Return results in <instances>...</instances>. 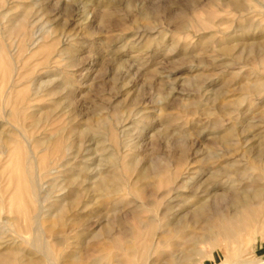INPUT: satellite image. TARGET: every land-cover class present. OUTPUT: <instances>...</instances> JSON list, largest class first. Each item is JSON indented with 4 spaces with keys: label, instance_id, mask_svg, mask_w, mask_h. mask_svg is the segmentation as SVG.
I'll use <instances>...</instances> for the list:
<instances>
[{
    "label": "rangeland",
    "instance_id": "obj_1",
    "mask_svg": "<svg viewBox=\"0 0 264 264\" xmlns=\"http://www.w3.org/2000/svg\"><path fill=\"white\" fill-rule=\"evenodd\" d=\"M237 1L239 6L236 7L229 0H0V133L6 145L15 148L19 143L22 152H28V144L20 134L23 132L31 139V150L39 159L47 153L56 164L60 155L56 142L46 141L58 134L59 144H70V153L78 152V158L73 161L75 167L81 164L82 156L88 154L94 163L112 148L108 146L112 142L107 141L105 150L95 149L94 141H90L94 133L82 135L89 125L96 128L100 117L111 120L122 112V119L130 120L124 122L130 124L128 137L132 139L131 148L124 152L122 160L126 191L114 198L98 197L94 204H88L91 198L85 190L86 174L82 175L79 170L74 175L68 173L65 184L71 194L64 206L66 210L50 220H42L45 229L54 226L53 238L55 235L63 238L68 232L69 236L73 235L64 237L68 244L64 242L61 247L50 237L57 252L65 248L67 255L80 250L90 261L92 255H98L90 254L93 247L100 244L108 247L107 252L120 256L119 264H135L121 251L115 249L116 252L109 239L88 237L94 229L108 226L112 227L113 235H117L120 226L113 222L115 214L129 227L143 231L132 214L136 195L150 203L149 208L144 206L138 212L140 218L148 221L158 208L159 212L165 209L169 196L163 192L174 186L175 181L187 186L181 189L186 200L174 202L178 203L175 214L190 209L201 198L210 205L214 202L223 205L219 198L224 193L230 195L238 189L244 195L253 193L258 183L254 178L264 176V162L254 159L258 135H264V104L260 96L254 97L247 87L264 82V0ZM220 46H229L231 51L224 54ZM235 55L237 58H232ZM212 92H217L220 98ZM134 112L133 118L131 113ZM226 127H234L230 141L235 146L229 145V152L222 143L215 142L217 132L226 135ZM108 134V138L119 136L116 130ZM209 152L220 154V158L209 157ZM132 160L136 162L131 168L124 166ZM152 161L162 165V177H173L169 186L155 188L153 184L159 180L156 174L139 177L140 171ZM1 170L0 165V174ZM111 172L121 175L115 169ZM2 180L5 185L0 182V197L5 200L6 215L14 216L15 204L10 200L13 187L7 192L9 190L4 188L8 179ZM259 183L263 184L264 180ZM59 192L56 195L63 193ZM132 193H135L134 198ZM95 206L101 209L96 217ZM9 208L14 213H10ZM28 212L29 218L33 214L30 209ZM99 216L111 220L100 223ZM22 224L20 221L19 225ZM158 225L151 224L156 230ZM13 229H6L1 240L15 243L1 246L0 253H9L7 256H11L13 248L24 251L30 248ZM20 232L28 237L27 241L32 239L31 228L21 226ZM76 236L79 237L76 239ZM81 239L87 241L84 247ZM126 239L133 240L134 235ZM226 245L217 249V257L229 263L234 252ZM248 245L244 253H249L250 257L264 255V231ZM206 248L210 250L211 246L206 245ZM104 261L108 262L103 260L101 264ZM109 262L118 264L113 259ZM200 264L213 262L204 260Z\"/></svg>",
    "mask_w": 264,
    "mask_h": 264
},
{
    "label": "bare ground",
    "instance_id": "obj_2",
    "mask_svg": "<svg viewBox=\"0 0 264 264\" xmlns=\"http://www.w3.org/2000/svg\"><path fill=\"white\" fill-rule=\"evenodd\" d=\"M229 1L231 2V5L236 6V7L239 6V2L237 0H229ZM242 17H244V16H242ZM263 45H264V42H263ZM220 47L223 50L224 54H228V52L231 51V47H229V46H225V47L220 46ZM253 47H254V45H253ZM232 58L236 59L237 56L235 55ZM259 67H261V66H259ZM258 69H256V70L258 71ZM258 77L259 76H257V79H258ZM261 78H262V76H261ZM255 79H254V81H255ZM41 81H43V80H41ZM246 83H248V82H246ZM11 84H12V82H11ZM15 85H17V84H15ZM48 85L49 84H47V86ZM49 89H51V87ZM247 89L249 90L250 93H252L254 95V97L260 96L261 102L264 104V82H259V83H256L255 85L252 84V86L247 87ZM8 90H9V88H8ZM6 92H8V91H5V93ZM212 95H217L220 98V95H218L217 92H214ZM2 103H4V102L2 101ZM254 106H256V105H254ZM261 106H262V104H261ZM21 111H22V109H21ZM122 113L120 115H122ZM261 113H263V112H261ZM131 114L133 115V114H135V112L131 113ZM120 115L118 113V115H116L115 118L112 116L114 119H111V120L109 117H105V116L100 117L99 125L96 126V128L89 125L85 129V131L82 132V135L85 134V132H93L94 133V134H92V135H94V138H92L90 141H94V143H93V145L95 144L94 148L97 149L98 151L101 149H103V150L106 149V142L107 141L112 142L111 145H108V146H111L112 148L109 151H107V154L105 156H102L100 154L101 158L99 160H97V158H96V160L98 162L96 161L93 163L92 162L93 159H91L89 156H87L88 154L82 156L81 164L79 161L80 165H77L75 167L73 165V161L75 158H78V156H79L78 152L77 153L73 152V154L70 153V149H71L70 144H64V143L59 144L60 136L58 134L50 137L49 139H47V141L45 139V141L48 143H50L51 141L56 142V146H57L56 148L58 149V151L60 153V155L57 158V160H59V162H56V164H54V162L47 157V153H45L44 156L41 157V159L38 158L39 156L37 157V155L31 150V148H32L31 139H28L24 135L23 132H21L20 134H22V136L24 137V140L28 144L27 147L29 148L28 152H26V153L22 152L21 145H17L19 143L16 144L17 146L15 145V148H10L8 145H6L5 142L3 141V138H2L3 133L2 132H1L2 134L0 133V165L2 167V170H1L2 172L0 174V182L3 183L2 179L4 177H7L8 184L6 183L7 185L4 189L9 190L10 187H13L12 193H10L11 194L10 200L15 204V206H14L15 211L14 212L16 213L14 216L6 215L7 210L4 207L5 200L2 197H0V248L3 245H5V246L8 245V247H9V246H12L13 244H15L12 241L11 242L1 241L3 239L4 232H6V229L11 230L13 228H14L13 230L18 234V236L22 237L21 239H23L25 242H28L29 243L28 245L30 246V248L28 250L25 249V251L21 248H17V249L13 248L11 251V253L13 255L10 253L11 256L10 255L7 256L9 253H7L6 251H4V252H6L7 255L0 253V264H82L85 262H87L86 264H99V262L101 264V261H103V260H108V262L104 261V264H111L109 262V259H113V261L117 262L118 264L121 262V258H120V256H118V254L114 255L111 252H107L106 250H108V247L105 245H100V244H96L93 247L92 253H90V254L91 255L92 254H98V255L95 257H93V255H92L93 258L91 257L92 260H90V261H89V259H85L82 256V253L80 250H79V252H75V251L72 253L69 252L70 254H67V255L64 254L65 248L63 250H60L59 252H57L54 248L53 241L50 240V237L53 238L52 236L54 233L53 232L54 226L48 230L42 226V220L44 218H48V220H50V218L54 217L56 214L61 213V212L66 210V209L64 210V206L66 205V202L69 199L68 196L71 194V193H69V191H67L68 187L65 184L66 175H68V173L74 175L76 173V171L78 172V170H79V171H81V174L82 173L86 174V181L88 182V184H87V188L85 190L88 194H90V198H91L90 201L88 202V204H92V203L94 204L96 198H98V197H101L103 199L114 198V197L122 195V193L124 191H126L127 185L124 181L125 177L123 174L124 171H122L123 170L122 160H123L124 152L126 150H128L129 148H131L130 140H132V139L129 140V137H128V136H130L129 135L130 131L128 128L130 124L128 125L127 123H124L125 121L127 122L129 119L128 120L126 119L124 121L122 119V116H120ZM6 116L9 117V115L7 113H6ZM134 116L135 115H133L132 117L134 118ZM262 116L264 117V114ZM133 123H134V121H133ZM0 126H1V124H0ZM132 126H133V124H132ZM112 130L118 131L119 136L113 135L114 137L108 138L107 136L110 135L108 133ZM260 131H261V129H260ZM233 132H234V127H226V129H225L226 135H224V136L220 135L221 132L219 134L217 132L216 135L213 132L212 133L215 135V142L216 143H222L227 148V152H229L228 150L230 148L228 149V146L232 145V144L234 145V143H232L230 141V137L233 136ZM209 134H211V133H209ZM258 136H259L258 149H257V152L255 154L254 159H256L258 162H264V135L263 136L258 135ZM237 137H238V139H240L239 136H237ZM245 138L248 139V137H245ZM36 140H37V138H36ZM239 144H240V142H239ZM254 144H255V142H254ZM240 146H241V144H240ZM229 147H231V146H229ZM233 148H236V147H233ZM48 149H49V147L47 148V151H48ZM239 149H241V148L239 147ZM234 151H236V149L233 150V152ZM39 153H41V152H39ZM48 153H51V152L49 151ZM207 153H208V151H207ZM97 154H98V152H97ZM2 156L3 157L5 156V158L2 159ZM208 156L211 158H220V154H216L214 152H209ZM5 159H6V162L2 163ZM208 160H209V158H208ZM135 162H136L135 160H132L129 163L125 164L124 166L130 165V168H131ZM205 163H206V161H205ZM221 164H222V162H221ZM219 165H216V166L219 167ZM230 165H232V164H230ZM60 169H63V170H60ZM114 169H115V171L120 172L121 175L118 176V174L112 173L111 170L114 171ZM162 169H163V167L159 162L152 161L148 167H144L140 171L139 177L140 178H148L152 174H156L157 175L156 178H158L159 180L156 179L157 183H155L153 185L155 188L161 189L163 186L168 185L171 182V180L173 179L172 176H169L168 178L162 177ZM247 169H245V170H247ZM186 170L188 171L189 169H186ZM208 171H210V170H208ZM201 173H202V170H201ZM56 174H58V175L60 174V176H55ZM186 174L187 173H185V175ZM199 176H200V174H199ZM230 176H232V175H230ZM47 177H49L50 179H48V181H45L44 179H46ZM59 177L62 178L61 181L58 180ZM263 177L264 176H258L256 178H254V181H256L258 183L254 187L253 193H251L250 195H244L243 192L241 193L240 191H238L239 189L233 190L230 195H227L226 193H224L221 196V198H219L220 202H224L223 205H218L215 202H214V204L210 205V204L206 203V201L202 200V198H201L197 201V203L193 207H191L190 209L183 210L184 212L180 211L178 214H175V212H174L175 211L174 208H175L176 204L178 205V203L174 204V202L175 201L182 202V201L186 200V198H184V194L181 192L182 191L181 189L187 188V186L179 184V182L175 181L174 186H171L170 188H168L167 190H165L163 192V195L169 196L168 202H166L168 204L167 205L162 204V205L166 206L165 209H162V211L159 212L160 210L158 208L159 211L157 210L155 212L156 214H154V217L151 219L149 218L148 221H145L142 218H140L138 216V212L144 206L149 208L150 203L144 202L143 198L136 195V197H135L136 199L134 200L135 206L133 207L132 214H133L134 219L143 228V231L140 232L137 228L129 227L128 223L124 222L119 215L114 213L115 215L113 218V222L118 224V226H120V230H119V233L117 235H113L114 233H112V227L108 226V227L102 228L100 230L98 229L97 231H94L95 230L94 229L93 232L90 234L91 236H89V237L87 236V237H88V239H90V237H91V239H94V240H100L103 238H107V240L109 239L110 240V246L113 247L114 250L116 249L118 251H121V254L123 256H126L131 262H134L135 264H200L204 260H209L210 262H213V264H264V255H260L258 257L256 256V257L252 258L249 256V253H244V249L253 240V238L260 231H262V230L264 231V183L263 184L259 183L261 180H264ZM176 180H177V178H176ZM233 180H237V179H233ZM226 181H228V180H226ZM231 181H232V179H231ZM153 182H151V183H153ZM173 182H174V180H173ZM218 183H220V182H218ZM90 188H94L95 190L92 191ZM73 189H75V188H73ZM128 189H130V188H128ZM10 190H11V188H10ZM10 190L7 192H10ZM59 191H62L63 193L56 195V193ZM75 191L76 190H74V192ZM129 191L130 190H128V192ZM139 191H141V190H139ZM5 192H4V194H5ZM1 193H3V192H1ZM215 193H217V192L215 191ZM132 194H133L132 196L134 198L135 193H132ZM196 194H198L197 191H196ZM189 197H191V196H189ZM182 198H183V200H181ZM159 199H161V198H159ZM161 200L159 202H161ZM214 200H216V199H214ZM127 201H129V200H127ZM82 202H83V200H82ZM211 202H212V200H211ZM116 203H118V202H116ZM119 203H118V205H120ZM155 203H157V202H155ZM6 204L9 205V203H6ZM103 204H105V203H103ZM156 207H157V205H156ZM152 208H155V207H152ZM152 208L150 210H152ZM161 208H162V206H161ZM179 208H180V206H179ZM29 209L31 210L33 215L28 218ZM120 209H122V208H120ZM110 210H113V209H110ZM114 210L117 211L118 207H116ZM94 211H95V213L93 212L94 216H95V214L97 216V214L101 213V209L99 210V208L97 209V207ZM119 211H121V210H119ZM9 212L11 213V212H13V210L11 208H9ZM151 214H153L152 211H151ZM170 214L172 215V218L170 217ZM79 215H81V214H79ZM99 217H100L99 218L100 223H103L106 219H108L107 216H103V217L99 216ZM133 217H132V219H133ZM70 219L71 218H69V220ZM108 220H111V219H108ZM108 220H106V221H108ZM20 221L23 222V224L21 226L24 229L31 228V230H32V239L31 240L27 241L26 238H28V237L25 238L24 236L21 235V232H20L21 226L19 225ZM73 221H72V224H73ZM153 222L159 224L157 230L154 229L155 227L152 228L151 224ZM104 223H106V222H104ZM107 224H108V222H107ZM45 227H47V226H45ZM68 234H69V232H68ZM68 234H66V235L69 236ZM130 234L134 235L133 240L126 239L128 237V235H130ZM67 236L64 235V237H67ZM71 236H73V235H71ZM71 236H69V237H71ZM83 236L84 235H82V237ZM64 237L62 238V236H60V235H58V236L55 235L53 240L57 246L61 247V246H64V244L66 243L65 242L66 240H64ZM77 237H79V236H76V239H77ZM67 239H69V238H67ZM15 241H17V240H15ZM81 241H82V239H81ZM17 242H19V240ZM86 242L87 241H82L81 245H83V247H84ZM66 244H68V243H66ZM223 244H227L226 245L227 248L234 252V256L231 257L229 263H226L224 260H220L219 257H217V249L222 247ZM206 245H210L211 249L208 250L206 248ZM167 246L169 247V250L164 251L163 248L167 247ZM66 247H67V245H66ZM71 247H72V245H71ZM71 247L68 245V248H71ZM207 247L209 248V246H207ZM68 248H66V249H68ZM4 250H6V249H4ZM118 251H116V252H118ZM0 252H2V251H0ZM27 256H31V258L29 257L28 260H25V258H27ZM226 257H228V256H226ZM87 258H89V257H87ZM201 259H203V260H201Z\"/></svg>",
    "mask_w": 264,
    "mask_h": 264
}]
</instances>
